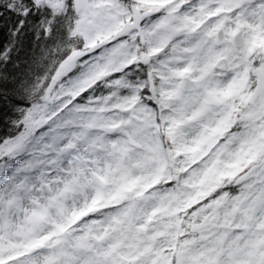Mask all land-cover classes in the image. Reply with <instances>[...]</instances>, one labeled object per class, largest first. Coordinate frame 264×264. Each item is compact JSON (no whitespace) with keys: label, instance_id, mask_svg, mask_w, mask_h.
Listing matches in <instances>:
<instances>
[{"label":"snow or ice","instance_id":"1","mask_svg":"<svg viewBox=\"0 0 264 264\" xmlns=\"http://www.w3.org/2000/svg\"><path fill=\"white\" fill-rule=\"evenodd\" d=\"M0 264H264V0H0Z\"/></svg>","mask_w":264,"mask_h":264}]
</instances>
